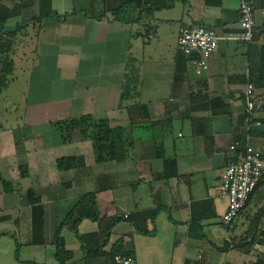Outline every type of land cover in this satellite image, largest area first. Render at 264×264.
Segmentation results:
<instances>
[{
	"label": "crops",
	"instance_id": "1",
	"mask_svg": "<svg viewBox=\"0 0 264 264\" xmlns=\"http://www.w3.org/2000/svg\"><path fill=\"white\" fill-rule=\"evenodd\" d=\"M252 1L247 43L237 38L239 0H0V42H11L14 71L31 72L24 126L0 130V172L11 182L9 191L0 182V222L23 238L20 254L29 249L21 261L60 264L62 225L66 264H114L116 253L138 264H264V210L245 237L243 211L225 223L220 195L246 143L264 152V0ZM191 25L225 37L201 73L178 47ZM55 103L68 115L51 117ZM87 114L125 128L124 160L97 161L79 134L64 142L57 121ZM69 156L76 165L59 168Z\"/></svg>",
	"mask_w": 264,
	"mask_h": 264
},
{
	"label": "built area",
	"instance_id": "2",
	"mask_svg": "<svg viewBox=\"0 0 264 264\" xmlns=\"http://www.w3.org/2000/svg\"><path fill=\"white\" fill-rule=\"evenodd\" d=\"M258 10L252 0H239V18L242 31L238 39L251 43L254 41L255 14ZM224 36L205 25L183 26L178 36L179 50L188 57L189 69L201 73L207 68L209 58L219 47ZM246 113L253 117L258 106L256 87L248 82L244 91ZM260 124V122H257ZM241 143L235 141L230 149L236 151ZM264 178V152L250 142L243 147L238 158L230 161L222 174L220 195L227 199V208L223 216L225 223H231L247 206L254 191ZM114 264H138L130 255L116 253Z\"/></svg>",
	"mask_w": 264,
	"mask_h": 264
},
{
	"label": "trees",
	"instance_id": "3",
	"mask_svg": "<svg viewBox=\"0 0 264 264\" xmlns=\"http://www.w3.org/2000/svg\"><path fill=\"white\" fill-rule=\"evenodd\" d=\"M10 35L15 36V34ZM10 43L11 42H7L6 40H2L0 42V97L3 91L9 86L14 73L12 56L8 52L9 50L5 49ZM57 125L62 133L64 142L72 141L75 134H79L84 139L92 140L96 159L99 162L106 160L122 161L127 156L129 149V137L125 128L123 126H113L106 118H97L94 115L87 114L80 117L60 118L57 121ZM3 127L4 125L0 122V130ZM75 165V156L62 157L58 159V166L61 169L71 168ZM0 182L3 184L6 191L10 190L11 182L4 180L1 172ZM263 183L264 178L259 183L257 188ZM87 197L88 196H86V198ZM89 214L90 213H83L82 217L89 216ZM62 227V225H59L56 231V256L60 264H66L71 252L66 249L65 240L61 236ZM255 239L256 238H253L251 242L255 241ZM248 245L250 246V244ZM28 264L40 263L29 261Z\"/></svg>",
	"mask_w": 264,
	"mask_h": 264
},
{
	"label": "rangeland",
	"instance_id": "4",
	"mask_svg": "<svg viewBox=\"0 0 264 264\" xmlns=\"http://www.w3.org/2000/svg\"><path fill=\"white\" fill-rule=\"evenodd\" d=\"M23 68H25L24 65H16L13 73L16 79L3 91L0 97V122L5 127L24 126L27 119V91L31 72ZM7 99L9 102H5ZM49 109L51 117L68 115V110L63 104H51ZM263 210L264 185L258 189L257 195L249 202L247 208L238 218V226L242 228L243 232L245 231V237L253 235L252 230L256 227L257 220H259ZM2 223L0 222V264H27L21 261V257H24L29 249L23 247L20 254L16 247L17 241H23V238L11 230L10 221Z\"/></svg>",
	"mask_w": 264,
	"mask_h": 264
}]
</instances>
